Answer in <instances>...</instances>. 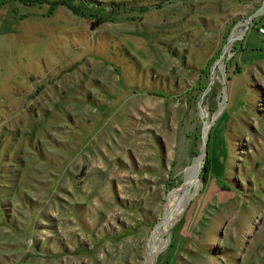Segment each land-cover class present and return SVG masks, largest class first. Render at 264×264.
Wrapping results in <instances>:
<instances>
[{"label":"rangeland","instance_id":"rangeland-1","mask_svg":"<svg viewBox=\"0 0 264 264\" xmlns=\"http://www.w3.org/2000/svg\"><path fill=\"white\" fill-rule=\"evenodd\" d=\"M261 2L0 0V264H264Z\"/></svg>","mask_w":264,"mask_h":264},{"label":"bare ground","instance_id":"bare-ground-1","mask_svg":"<svg viewBox=\"0 0 264 264\" xmlns=\"http://www.w3.org/2000/svg\"><path fill=\"white\" fill-rule=\"evenodd\" d=\"M263 9H264V6L261 7V10H263ZM234 38H236V37H234ZM234 38H232V40ZM228 47L226 48V50L228 49ZM226 50L224 52H226ZM223 55H224V53H223ZM220 59H222V58H220ZM220 63H221L220 69L222 70L223 64H222L221 61H220ZM204 137H206V136H204ZM195 165H197V163H195V164H193V165H191L189 167V170H188L189 179H188V181H186L185 191H187L192 186L194 187L195 184H196L197 170H196ZM184 196H185V193L180 194L179 196H177L173 206L170 207V209L168 208L169 210L167 211V213L165 215V218L162 219L161 221H159L158 224L156 225V228H155L153 234L150 237V241L148 242V245H149L148 254H147V256H146V258H145V260L143 261L142 264H151L152 263V259L154 257L153 255L156 252L155 249H157L159 247V245L162 243V242L160 243L159 241L161 239L162 233H164V231H165V226H166L167 222L170 221V219L173 217V213H174L175 209L177 207H180L184 203V199H183Z\"/></svg>","mask_w":264,"mask_h":264},{"label":"water","instance_id":"water-1","mask_svg":"<svg viewBox=\"0 0 264 264\" xmlns=\"http://www.w3.org/2000/svg\"><path fill=\"white\" fill-rule=\"evenodd\" d=\"M262 6H264V0H262V2H261V4L259 5L258 9H260ZM253 14H254V12L251 13L250 16L252 17ZM227 41H228V38L226 39L225 43L223 44V46H222V48H221V52L218 53L217 58H221V57H222L223 52H224V49H225L226 44H227ZM214 61H215V60H214ZM213 64H214V62H213L212 65L210 66V70H211V67L213 66ZM211 80H212V77L209 75L208 83L206 84L205 88L203 89V92H204V93H205V92L207 91V89L209 88V86H210V84H211ZM203 92H202V93H203ZM202 143H203V146H204L205 144H204L203 139H202ZM200 166H201V164H200ZM200 166H199V167H200ZM199 171H200V169H198V171H197L196 178H199ZM142 261H143V260H142Z\"/></svg>","mask_w":264,"mask_h":264},{"label":"trees","instance_id":"trees-1","mask_svg":"<svg viewBox=\"0 0 264 264\" xmlns=\"http://www.w3.org/2000/svg\"><path fill=\"white\" fill-rule=\"evenodd\" d=\"M201 168H202V171H201L200 174H202V173H206V170H208V168L206 167V161H205V163L203 164V166H201ZM204 177H205V176H204ZM204 177H203V180H204Z\"/></svg>","mask_w":264,"mask_h":264},{"label":"built area","instance_id":"built-area-1","mask_svg":"<svg viewBox=\"0 0 264 264\" xmlns=\"http://www.w3.org/2000/svg\"><path fill=\"white\" fill-rule=\"evenodd\" d=\"M259 29H261V30H262V28H259Z\"/></svg>","mask_w":264,"mask_h":264}]
</instances>
